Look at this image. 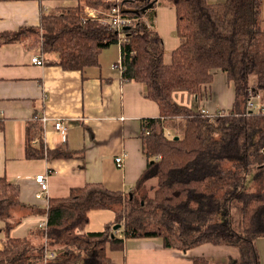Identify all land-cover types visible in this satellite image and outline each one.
Segmentation results:
<instances>
[{
	"label": "trees",
	"instance_id": "obj_1",
	"mask_svg": "<svg viewBox=\"0 0 264 264\" xmlns=\"http://www.w3.org/2000/svg\"><path fill=\"white\" fill-rule=\"evenodd\" d=\"M156 1L78 0L77 6L43 13L39 27L0 32L1 45L35 31L41 50L57 54L52 62L65 69L98 64L104 48L120 43L123 78L144 83L147 96L160 108L158 117L144 119L148 164L129 193L94 182L50 198L47 226L36 232L41 241L34 247L37 253L27 246L31 240L9 235L0 264H44L46 251L53 253L48 264H114L107 248L123 249L130 237H161L166 247L184 250L202 243L239 249L236 258L196 256L193 264H263L257 246L264 237L262 0H167L175 9L180 39L169 61L162 36L148 22ZM86 7L100 10L99 17L113 8L132 17L125 28L127 40L120 42L118 32L99 18L85 17ZM217 68L234 86L229 109L205 112L176 101L178 90L200 98ZM257 95L262 103L254 110L248 102ZM180 121L182 132L172 134L173 123ZM38 123L27 128L28 158L72 155L46 149ZM19 204L18 186L1 176L0 218L6 220V230L13 225L10 210ZM93 209H112L114 221L103 230L88 231Z\"/></svg>",
	"mask_w": 264,
	"mask_h": 264
},
{
	"label": "crops",
	"instance_id": "obj_2",
	"mask_svg": "<svg viewBox=\"0 0 264 264\" xmlns=\"http://www.w3.org/2000/svg\"><path fill=\"white\" fill-rule=\"evenodd\" d=\"M77 5L78 0H0V32L39 27L43 13ZM150 8L153 17L148 22L162 36L165 59L169 61L171 51L180 43L175 9L167 0H157ZM261 20L264 23V0ZM172 25L177 37L172 34ZM39 40L32 31L22 41L0 45V177L6 176L18 186L20 199V204L10 210L12 228L6 230V220L0 218V250L6 247L10 235L31 240L27 246L35 251L33 244L40 240L36 232L47 220L49 199L67 196L72 187L99 182L110 190L129 193L148 164L142 138L144 119L160 114L158 103L147 96L145 84L123 78L115 66L122 56L120 43L104 48L98 64L79 70L52 62L57 56L43 52ZM34 54H41L45 64L33 63ZM211 84L209 92L207 88L200 98L184 90L176 91L174 98L205 112L229 109L235 90L229 102L224 95L225 103L220 106ZM44 115L48 118L45 122L39 119ZM56 120L68 126L65 139L54 127ZM36 121L46 149L69 151L72 155L28 158L27 128ZM38 143L39 139L34 138L32 144ZM119 155H124L120 167L116 162ZM43 172L49 173L48 200L36 197L40 186L35 176ZM89 217L87 230L99 231L114 221L115 212L93 209ZM203 244L184 250L166 247L161 237H130L125 239L123 249L107 248V255L114 264H193L196 256H206L202 254L203 246L212 245ZM228 246L227 254L215 259L239 257L238 247ZM261 261L264 264L262 257Z\"/></svg>",
	"mask_w": 264,
	"mask_h": 264
},
{
	"label": "built area",
	"instance_id": "obj_3",
	"mask_svg": "<svg viewBox=\"0 0 264 264\" xmlns=\"http://www.w3.org/2000/svg\"><path fill=\"white\" fill-rule=\"evenodd\" d=\"M84 16L85 17L99 18L100 21L107 23L112 30L118 32L120 42L127 40L125 28H127L134 21V19L132 17L123 15L121 13L120 9H117V8H113L105 16L99 17L98 12H96L93 9H90V7H89V8H86V10L84 12ZM31 60L33 63H36L38 65H43L46 62V60L41 56V54H34ZM115 66L118 67L121 72L123 69H125V67L123 65V57L122 56L119 59V61L115 64ZM252 97L253 96H251L249 99L250 105H253ZM196 110H199V108H196ZM37 118H39V117L37 116ZM39 119H42L44 122L48 120V118L45 115ZM54 127L63 135V138L65 139L66 135H67V129H68V126L65 123V121L56 120ZM147 132H149V131L147 130ZM123 156L124 155H119L116 157V162H117V165L119 167L122 166V164H123V161H124ZM48 175H49V173L43 172V173H39L35 176V180L38 182V184L40 186V190L36 194V197L38 199H47L48 200V187H49ZM46 226H47L46 221L39 224L40 228H45ZM52 256H53V253L51 251H46V254H45L46 259L49 257H52Z\"/></svg>",
	"mask_w": 264,
	"mask_h": 264
},
{
	"label": "rangeland",
	"instance_id": "obj_4",
	"mask_svg": "<svg viewBox=\"0 0 264 264\" xmlns=\"http://www.w3.org/2000/svg\"><path fill=\"white\" fill-rule=\"evenodd\" d=\"M172 34L176 36V33H175V30L173 28V25H172ZM42 33V30L41 32ZM166 34L168 35V33L166 32ZM33 37V36H32ZM164 38L166 40V36L164 34ZM38 42V41H36ZM40 45H41V41L38 42ZM169 47L166 46V49H168ZM54 54V53H53ZM57 56V54H55ZM54 56V55H53ZM55 58V57H54ZM57 59V57H56ZM171 59V53H170V56H169V60ZM213 73H214V82L211 84L212 85V91L213 92H216V96H217V104H221L220 106H223V104L225 103V100H226V97L227 96V100L229 102V99H230V95H231V92H234V86H233V83L232 82H228L227 79H226V74L221 70V69H214L213 70ZM209 86H207L208 88ZM206 88V89H207ZM209 88L207 89V91L209 92ZM223 93V95H222ZM203 95V94H202ZM225 95V96H224ZM204 100V99H203ZM252 101H253V105H250L249 102H248V105L249 107H251L252 109L254 110H258L259 107H260V104L262 103V98L261 96L257 95V96H253L252 97ZM221 108V107H220ZM226 108H221V110H218V111H222V110H225ZM173 131H172V134H174V132H178V133H181L182 130H183V123L180 121V122H174L173 123ZM39 238H40V235H39ZM44 241H45V244L46 243V238H44ZM34 246L33 247H37V246H40L41 245V241L39 240V242H37L36 244H33ZM202 245H205L202 243ZM257 246H258V250H259V253H260V256L262 257V259L264 260V237H260L258 238L257 240ZM207 247H214V244H212L211 246H203V253L204 255L210 257L211 259H214L217 257H221V256H225L227 254L226 250L229 249V246L227 245H221L220 247L221 248H208V249H205ZM76 254H77V250L76 249H73ZM33 254L37 253L36 251L32 250L31 251ZM221 260H224V259H221ZM46 258H45V261L43 260V263L44 264H48L46 263ZM38 264H41V262H38Z\"/></svg>",
	"mask_w": 264,
	"mask_h": 264
},
{
	"label": "water",
	"instance_id": "obj_5",
	"mask_svg": "<svg viewBox=\"0 0 264 264\" xmlns=\"http://www.w3.org/2000/svg\"><path fill=\"white\" fill-rule=\"evenodd\" d=\"M176 138H178V136ZM119 227H120V225L119 224H116L114 228L115 229H118Z\"/></svg>",
	"mask_w": 264,
	"mask_h": 264
}]
</instances>
